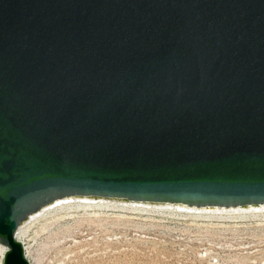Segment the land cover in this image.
Returning <instances> with one entry per match:
<instances>
[{"label": "water", "instance_id": "obj_1", "mask_svg": "<svg viewBox=\"0 0 264 264\" xmlns=\"http://www.w3.org/2000/svg\"><path fill=\"white\" fill-rule=\"evenodd\" d=\"M66 192L264 200V0H0L1 264Z\"/></svg>", "mask_w": 264, "mask_h": 264}, {"label": "rangeland", "instance_id": "obj_2", "mask_svg": "<svg viewBox=\"0 0 264 264\" xmlns=\"http://www.w3.org/2000/svg\"><path fill=\"white\" fill-rule=\"evenodd\" d=\"M69 202L25 219L17 238L30 264H264V210Z\"/></svg>", "mask_w": 264, "mask_h": 264}, {"label": "bare ground", "instance_id": "obj_3", "mask_svg": "<svg viewBox=\"0 0 264 264\" xmlns=\"http://www.w3.org/2000/svg\"><path fill=\"white\" fill-rule=\"evenodd\" d=\"M144 200H138L145 202L144 204H149L153 206H159L158 204H168L172 208L180 209V210H191V211H202L208 213H227V214H236V213H244L246 211H262L264 210V200H256L250 202H198V201H170L165 200L161 201L159 199L154 198H143ZM95 200H113V201H124V200H134L132 197L127 196H102L99 194H88V193H77V192H66V193H57V194H47L41 197H35L33 199H29L19 205H17L15 210V218L17 222V235L22 236V231L20 227L25 223V219L28 218L31 214L39 215L43 210L49 209L53 206H58L61 204H65L69 201L75 202H92ZM70 203V202H69ZM67 206V205H66ZM86 207V206H85ZM59 209V208H58ZM22 210H25V213H22ZM55 210V209H54ZM54 212V211H53ZM225 215V214H224ZM22 228V227H21ZM23 230V228H22ZM20 240V238H19ZM21 241V240H20ZM5 243L0 240V251L1 258L5 250ZM26 254V251H25ZM27 257V254H26ZM1 264V261H0Z\"/></svg>", "mask_w": 264, "mask_h": 264}]
</instances>
